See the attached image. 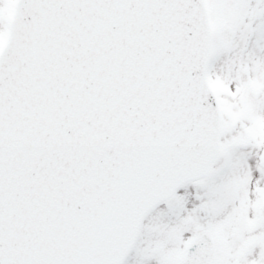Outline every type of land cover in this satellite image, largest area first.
<instances>
[{
    "label": "rangeland",
    "instance_id": "rangeland-1",
    "mask_svg": "<svg viewBox=\"0 0 264 264\" xmlns=\"http://www.w3.org/2000/svg\"><path fill=\"white\" fill-rule=\"evenodd\" d=\"M15 1L0 0V46L7 35L9 15L14 11ZM205 2L212 30L206 74L218 97L221 112V155L207 180L186 186L177 193L172 202L159 207L154 215L147 217L140 230L136 247L125 264L164 263L161 259L165 258L168 252L159 251L169 248L167 242L162 239L164 225L169 228L168 220L164 221V216L166 212L184 205V202H191L192 210L197 206L202 212L203 219L209 220L207 224L203 219L200 220L202 226H212L217 234L231 231L239 201L244 198L245 201H249L248 203H253L254 200L247 199L244 189H240L239 195L237 187L225 181L229 165L237 163L251 168L257 177L255 186H259V147L251 150V144L238 150L236 147H239L240 143L237 141L238 138L234 140L233 136L238 137L240 131L244 137L251 136L260 127V122L264 121V0H205ZM254 140L258 141V135ZM250 151L255 152L257 156H253L252 164L248 161L250 157L247 153ZM243 169L240 171L242 178L244 174L251 175L250 170ZM222 190L226 191L227 195L223 196L222 193V196H217ZM218 208L220 213L217 212ZM190 213L184 217L188 218ZM177 218L176 228L181 231V222L185 220L179 212ZM249 223L251 225L254 221ZM188 226L190 229L184 234V240L190 238L193 230L192 225ZM172 227L175 230V225ZM169 230L172 232V229ZM243 231L246 232L247 228H243ZM174 233L180 235V232ZM242 236L246 238L247 235L244 233ZM151 245H156L155 249L159 254H156L155 259L152 255L148 262L147 253L150 252ZM256 253L258 255L259 251ZM251 262L259 263L254 260Z\"/></svg>",
    "mask_w": 264,
    "mask_h": 264
},
{
    "label": "water",
    "instance_id": "water-1",
    "mask_svg": "<svg viewBox=\"0 0 264 264\" xmlns=\"http://www.w3.org/2000/svg\"><path fill=\"white\" fill-rule=\"evenodd\" d=\"M194 5L196 11H198L197 21H202L204 19L205 10L203 7L202 0H194ZM207 38V37H206ZM208 106L210 108L209 113L215 114V118L213 119L214 122L211 124V127L209 126V132L207 133L206 138V149L208 152L205 155L204 160L202 163L199 164V172L202 174L208 173V170L212 163L215 161L218 155V134H219V121H218V114H217V108L215 105L214 98L212 94H208ZM208 256H204L203 260H207Z\"/></svg>",
    "mask_w": 264,
    "mask_h": 264
},
{
    "label": "bare ground",
    "instance_id": "bare-ground-1",
    "mask_svg": "<svg viewBox=\"0 0 264 264\" xmlns=\"http://www.w3.org/2000/svg\"><path fill=\"white\" fill-rule=\"evenodd\" d=\"M232 170V169H231ZM232 173H233V170H232ZM234 175H232V177H233ZM234 181H235V183L237 184V183H240V179H239V177L236 175V177L234 176ZM249 207H252V205H249ZM248 207V211H250L251 209ZM253 208V207H252Z\"/></svg>",
    "mask_w": 264,
    "mask_h": 264
}]
</instances>
